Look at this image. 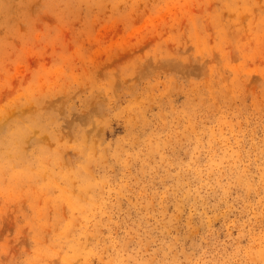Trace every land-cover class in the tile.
Listing matches in <instances>:
<instances>
[{
  "label": "rangeland",
  "instance_id": "rangeland-1",
  "mask_svg": "<svg viewBox=\"0 0 264 264\" xmlns=\"http://www.w3.org/2000/svg\"><path fill=\"white\" fill-rule=\"evenodd\" d=\"M0 264H264V0H0Z\"/></svg>",
  "mask_w": 264,
  "mask_h": 264
},
{
  "label": "bare ground",
  "instance_id": "bare-ground-1",
  "mask_svg": "<svg viewBox=\"0 0 264 264\" xmlns=\"http://www.w3.org/2000/svg\"><path fill=\"white\" fill-rule=\"evenodd\" d=\"M157 8V7H156ZM156 12V11H155ZM136 13H137V11H136ZM129 14V13H128ZM167 15V14H166ZM129 19H131V18H129ZM155 27V26H154ZM154 27H152L153 29H154ZM149 30V29H148ZM141 31V30H140ZM141 38V37H140ZM91 39V38H90ZM139 42V41H138ZM133 46V45H132ZM119 47V46H118ZM112 55V54H111ZM77 57V56H76ZM95 59V58H94ZM40 80V79H39ZM63 88V87H62ZM23 152V151H22ZM55 175V174H54ZM78 204V203H77Z\"/></svg>",
  "mask_w": 264,
  "mask_h": 264
}]
</instances>
